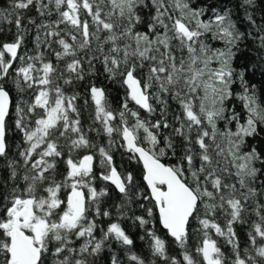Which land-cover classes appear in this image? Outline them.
<instances>
[{"label": "snow or ice", "instance_id": "6c2138e0", "mask_svg": "<svg viewBox=\"0 0 264 264\" xmlns=\"http://www.w3.org/2000/svg\"><path fill=\"white\" fill-rule=\"evenodd\" d=\"M32 6L42 16L55 12L57 19L38 26L36 51L21 55L27 31L23 13ZM10 9H0V22L14 24L16 29L14 39L0 45V81L11 77L21 97L14 103L0 83V158L8 157L10 118L22 136V146L17 145L20 160L7 164L11 187L0 193V264H91L88 257L97 256L110 239L124 246L133 244L119 222H111L106 230L101 228L100 238L95 235L99 227L95 217L110 216L100 209L108 190L98 191L95 186V154L77 156L81 150L96 146L81 126L78 94L67 95L59 83L62 80L63 85H70L84 79L83 61L77 58L84 51L91 53L89 70L99 59L108 78L120 77L126 89L118 113L111 109L103 88L92 85L88 89L94 105L93 122L100 123L109 137V148H98L99 179L126 199L136 187L134 176L119 171L114 164L110 148L115 143L113 133H117L123 140L120 146L143 166L148 193L137 195L152 202V207L145 209L147 216L158 212L160 225L175 243L186 247L189 223L195 219L203 237L196 252L203 264H228L211 231L231 245V264H264V205L255 210L259 221L248 233L250 247L243 249V255L233 228L242 222L248 200L257 194L251 183L262 168L256 165L264 166V151L256 147L243 151L249 138L264 135V102L256 96L254 86H248L244 73L235 74L231 66L232 47L239 34L233 31L227 15L216 14L204 21L201 11L185 0H10ZM145 9L151 15L148 31H137ZM82 15L90 20L81 19ZM28 23L34 21L29 18ZM213 29L214 38L225 39V50L211 49L202 41ZM173 40L182 53L179 60ZM53 43L59 46L53 50L57 61L71 57L63 71L41 50L51 49ZM14 64L18 66L14 68ZM237 79L242 89L236 96L241 102L239 111L226 103L233 98ZM25 93L30 95L24 98ZM162 96L179 106L180 112L173 116L176 127L167 119L168 104ZM129 101L149 114L157 111L155 101L161 106L163 119H141L138 111L129 109ZM127 116L135 118L133 125L129 126ZM117 118L119 126L113 124ZM161 127L172 128L181 139L180 155L171 135L164 137L161 146ZM141 130L144 144L140 142ZM169 155L176 158L175 164L162 162ZM61 161L63 171L58 167ZM232 177L235 183L228 182ZM123 207L118 206L121 216ZM218 212L228 217L224 227L214 219ZM135 219L141 226L150 223L143 216ZM148 235L154 256L180 264L167 257L163 239L153 231ZM76 241L82 242L77 246ZM129 259L144 264L135 254ZM183 261L198 264L187 251ZM111 264H120L115 255Z\"/></svg>", "mask_w": 264, "mask_h": 264}, {"label": "trees", "instance_id": "16d2710c", "mask_svg": "<svg viewBox=\"0 0 264 264\" xmlns=\"http://www.w3.org/2000/svg\"><path fill=\"white\" fill-rule=\"evenodd\" d=\"M47 3L48 0H43ZM170 2V0H169ZM191 8L201 11L200 19L204 21H209L214 18L216 14L227 15L228 22L234 25L233 31L239 34V39L234 41V46L232 47V57L231 66L234 69V73L238 74L240 72L244 73V79L248 86L252 88L254 86V91L256 96L261 102H264V0H252L251 3H246L245 0H185ZM0 9L11 10L10 0H0ZM174 15L179 13L175 10H171ZM23 25L26 27L27 31L24 37V44L20 50L21 55H31L36 51V36L38 34V26L41 24H50L57 19L55 12L52 15H41L35 6L26 10L24 13ZM142 23L137 25V31L145 32L148 31V23L151 20V15L147 9L142 13ZM29 18L34 21V23L29 24ZM89 19L86 15H82L81 19ZM64 28V25L60 26ZM0 45L4 42H10L14 39L16 29L14 24L10 25L6 21L0 22ZM10 29V30H9ZM159 30V29H158ZM41 39H43V29H40ZM215 29L213 32L206 33L201 39L208 47L211 49L225 50L227 45L225 39L214 38ZM63 35V33H62ZM68 39V37H65ZM71 42V41H69ZM172 47L179 60L181 52L179 50L178 43L173 40ZM93 48H95V43H93ZM42 51L45 52V57L47 60H51L54 64L58 65V68L63 71L65 63L71 59V57L65 58L63 61H57L53 50H59V46L55 43L52 44L51 49L47 47H42ZM91 53L84 51L78 54L77 58L82 59L83 69H84V79L83 80H73L70 85H63L61 80L59 83L63 86L64 91L67 95L78 94V99L76 100V105L80 110V120L81 126L87 134L90 141L96 146L90 150H81L77 153V156L88 154L89 152L95 154L96 156V166L94 171L96 173L97 179L95 181V186L97 190L107 188L108 195L101 198L100 209L101 211H108L110 213L109 217H95L99 227L96 230V237L100 238L102 233L101 228L105 229L111 222H119L125 232L133 240L131 246H124L115 240L110 239L105 242V247L103 250L95 257H88L91 264H111L113 255H115L120 264H135V262L129 259L130 254H135L144 260V264H170V259H165L159 256H154L151 248L152 240L148 235L149 231H153L161 239L165 241L166 255L168 258H175L180 264H184L183 253L185 251L189 252L193 258L198 261V264H203L202 257L197 254L196 248L203 239L202 234L198 231L200 228L198 220H190L189 223V236L188 242L185 248H181L177 243L174 242L173 238L168 235L167 231L162 228L158 220V212L154 210V216L148 217L145 211L146 208L152 207V202L150 200H144L142 197H138V193H148L147 186L142 179L143 168L140 163L135 159L130 158V154L125 150L124 147L120 145L123 144L121 136L117 133H113L112 140L115 143L111 146L110 151L113 156L114 164L117 166L118 170L123 173H131L135 178L136 187L133 188L130 193V199L123 197L113 186L99 179L100 172L102 169L99 166V154L98 148L103 146L106 149L109 148V137L103 132L102 125L100 123H94V105L91 101L88 89L95 85L96 87L103 88L107 97V100L111 106V109L118 113L122 110L121 106L126 98V89L120 84V77L115 80L109 79L107 73L104 72L103 64L99 59L93 61L94 68L89 70V65L87 59L90 57ZM98 55V54H97ZM186 55V51L184 53ZM14 64L13 67H17ZM215 66V65H214ZM146 71V70H145ZM65 76L68 73H64ZM4 83V86L9 90L13 102H18L21 97V93L16 89L13 79L7 78L6 81H0ZM242 91L240 88V82L237 79L236 83L233 85V98L226 103L235 107L237 111L241 108V102L236 96ZM24 98H27L30 93L23 94ZM163 99L167 100L168 104V116L167 119L173 127L178 126L173 120V116L180 112L179 106L176 101L172 100L168 96H162ZM88 101L86 104L85 101ZM157 111L153 114H149L143 109H139L134 102L129 101L128 107L130 110L138 111L140 118L146 121L155 122L157 120L163 119L160 112V105L156 104ZM129 126L135 123V118L131 116L126 117ZM12 119H9V134L7 137L9 150L7 158H0V193L6 192L10 187L12 182L8 180L9 169L7 167L9 160H20L18 152L20 149L17 145L22 146V136L18 130H15L12 124ZM113 124L119 126V118L113 121ZM219 126L223 128V122H220ZM235 129V125H231ZM92 129V130H90ZM141 137V144L143 142V132L139 133ZM171 135L176 142L177 155L181 154V144L182 141L179 137H176L172 131V128L159 129V138L161 140V146H163L164 137ZM63 143V141H61ZM147 146V145H144ZM250 147H256L258 150L264 151V135L256 138H249L247 144L244 146L243 151H248ZM162 162L166 165L175 164L176 158L171 155L162 158ZM61 171H63V162L61 161L58 165ZM257 168H262V172L258 173L257 179L251 183V187L256 189V196L251 197L246 204V211L242 213V222H237L233 225L236 235L239 240L241 254L243 255V249L249 248L248 243V233L252 231V225L259 221V217L256 215V208L260 205H264V166L257 163ZM235 171V169H232ZM228 182L235 183V178L232 177ZM237 187L239 185L237 184ZM124 205L120 209L124 215L118 214V206ZM141 204L144 207H141ZM264 212V209H261ZM203 209L201 208V214ZM94 216V210L92 213ZM143 216L145 219L150 221L149 224L141 226L135 217ZM91 218V217H90ZM215 221L221 226L226 225L228 217L222 212H218L214 217ZM213 239L217 241L218 246L225 255V259L228 264H231L233 257V252L231 245H229L223 237H219L214 231L210 232ZM82 241H76L78 246ZM254 255V253H252ZM259 259V258H258Z\"/></svg>", "mask_w": 264, "mask_h": 264}, {"label": "water", "instance_id": "95a60500", "mask_svg": "<svg viewBox=\"0 0 264 264\" xmlns=\"http://www.w3.org/2000/svg\"><path fill=\"white\" fill-rule=\"evenodd\" d=\"M141 166H142V164H141ZM142 168H143V166H142ZM145 183V182H144ZM146 185V184H145ZM162 226V225H161ZM163 228V227H162ZM164 229V228H163ZM167 231V230H166Z\"/></svg>", "mask_w": 264, "mask_h": 264}]
</instances>
